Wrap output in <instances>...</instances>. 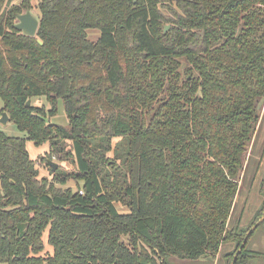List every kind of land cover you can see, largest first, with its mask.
Wrapping results in <instances>:
<instances>
[{
	"label": "trees",
	"instance_id": "obj_1",
	"mask_svg": "<svg viewBox=\"0 0 264 264\" xmlns=\"http://www.w3.org/2000/svg\"><path fill=\"white\" fill-rule=\"evenodd\" d=\"M9 1L0 115L27 138L0 133V264L263 256L248 246L264 206L248 229L230 224L264 108V0H39L36 37L14 27L32 0ZM60 99L70 129L49 121ZM26 140L69 143L74 173L40 179ZM70 179L79 191L56 188Z\"/></svg>",
	"mask_w": 264,
	"mask_h": 264
},
{
	"label": "rangeland",
	"instance_id": "obj_2",
	"mask_svg": "<svg viewBox=\"0 0 264 264\" xmlns=\"http://www.w3.org/2000/svg\"><path fill=\"white\" fill-rule=\"evenodd\" d=\"M39 0H32L30 9L33 14L39 19V9L37 7ZM22 0H10L6 3L5 8L11 6H19ZM164 15L168 18L173 17L172 11L167 8H162ZM24 11L23 13H25ZM17 21V20H16ZM171 28V25L167 24L165 28ZM33 105L42 107L45 106L47 109H52L50 102L47 97H37L33 99ZM4 106L2 99L0 98V112ZM57 114L49 118V121L55 125H61L66 129H70V124L67 117L66 107H64L63 100H59L57 103ZM1 116V115H0ZM261 121L258 127V131L255 134V138L248 149L247 157L245 158L243 173L239 181V192L235 200V210L231 218L230 229L234 225H238L241 230L248 229L249 226L254 222V216L260 212L264 206V197L262 196L260 190L261 185L264 184V108L261 113ZM0 133L7 137H15L26 139L27 135L21 132L18 127L9 121L6 126L0 125ZM27 149L29 151L31 159H34L37 163L39 169L40 179L47 178L48 181L53 182L54 174L59 175H69L73 174L75 171V165L73 158L70 154V144H64L63 153L60 155L58 153L51 151L50 143L43 144L42 146H37L31 140H26ZM53 153V156L51 155ZM54 162L58 165L56 172H52V168L47 165V162ZM83 182H76L70 179L66 184H55L57 189H71L73 192H77L81 189ZM122 207H120L121 209ZM128 212V211H125ZM262 219V218H261ZM260 219V222H261ZM263 222V221H262ZM254 228V227H253ZM48 230L43 236V243H45V251L41 254L42 257L47 258L53 253V249L49 243ZM235 244H224L222 247L221 254L232 252ZM250 249L255 250L263 254V256L256 261H250L251 264H264V223L260 228L253 234L252 239L248 246ZM220 254V255H221ZM224 256L221 255L220 259L216 262H210L209 260H203L199 263L178 261L177 259H172L175 264H226Z\"/></svg>",
	"mask_w": 264,
	"mask_h": 264
},
{
	"label": "water",
	"instance_id": "obj_3",
	"mask_svg": "<svg viewBox=\"0 0 264 264\" xmlns=\"http://www.w3.org/2000/svg\"><path fill=\"white\" fill-rule=\"evenodd\" d=\"M14 24H15L14 27L17 31H19L20 33L24 35L30 36V37H36L38 33V29L40 27L39 19L33 14L31 10H27L25 13L18 15L17 21ZM168 30H169V27L165 29V31H168ZM31 103H32L31 100L27 102L28 105H31ZM9 121H10V116L8 115V113L3 112L0 116V125L6 126L9 123ZM49 163L52 167V172H56L58 165L52 161H50ZM263 219H264V215L261 219V222L264 221ZM258 225L259 224L254 226L252 230L256 229ZM252 230L249 231L248 236L246 237V240L244 241L239 252L247 244L249 234L252 232Z\"/></svg>",
	"mask_w": 264,
	"mask_h": 264
},
{
	"label": "crops",
	"instance_id": "obj_4",
	"mask_svg": "<svg viewBox=\"0 0 264 264\" xmlns=\"http://www.w3.org/2000/svg\"><path fill=\"white\" fill-rule=\"evenodd\" d=\"M254 251H255V250H254ZM261 257H262V256H260V258H261ZM257 258H259V257H257ZM252 260H253V261H254V260L256 261L257 259L253 258ZM252 264H253V263H252ZM255 264H256V262H255Z\"/></svg>",
	"mask_w": 264,
	"mask_h": 264
}]
</instances>
